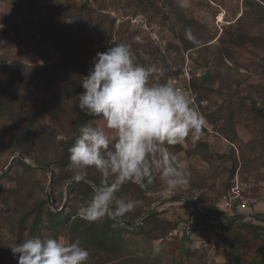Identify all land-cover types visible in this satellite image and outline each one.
I'll return each mask as SVG.
<instances>
[{
	"label": "rangeland",
	"instance_id": "rangeland-1",
	"mask_svg": "<svg viewBox=\"0 0 264 264\" xmlns=\"http://www.w3.org/2000/svg\"><path fill=\"white\" fill-rule=\"evenodd\" d=\"M189 32L193 40L187 38ZM112 42L127 43L137 56H147L143 62L156 68L153 82H166L187 68L196 94L194 107L205 124L199 138L189 136L168 146L187 164L185 186L168 190L156 175L148 192L138 195L136 185L127 184V191L117 194L142 201L127 215L151 213L155 221L141 233L131 227L116 231L114 240L107 239L108 250L84 226L72 225L78 214L69 226L54 227L41 213L39 229L32 233L31 208L49 198L52 209L66 210L65 185L71 173L69 162L59 167L60 146L80 112L79 77L87 74L97 50L103 46L105 51ZM263 57L264 0H0V264H18L9 245L32 235L79 239L90 253L88 264L258 260L263 231H254L259 233L254 239L243 230L249 239L234 243L219 236L215 223L197 208H216L220 197L238 183L248 212L264 217V118L253 111V105L264 108ZM205 71L211 78L201 80ZM92 121L99 123L100 118ZM19 154L35 168L25 173L14 163ZM33 157L50 162L59 182L53 183L54 174ZM141 219L131 224H141ZM192 225L203 227L191 230Z\"/></svg>",
	"mask_w": 264,
	"mask_h": 264
},
{
	"label": "clouds",
	"instance_id": "clouds-1",
	"mask_svg": "<svg viewBox=\"0 0 264 264\" xmlns=\"http://www.w3.org/2000/svg\"><path fill=\"white\" fill-rule=\"evenodd\" d=\"M91 64L79 77L83 90L76 101L84 115L100 122L78 128L68 149L71 175L65 187L88 184L91 191L78 206V216L88 222L107 218L115 227L142 205L131 195H117L125 185L143 188L156 175L168 190L187 184V164L168 146L199 138L205 120L184 89L153 82L155 66L140 62L127 43L112 42ZM90 169L100 175L99 183L88 178ZM9 247L18 264H88L90 256L79 239L65 242L54 235L29 236Z\"/></svg>",
	"mask_w": 264,
	"mask_h": 264
},
{
	"label": "trees",
	"instance_id": "trees-1",
	"mask_svg": "<svg viewBox=\"0 0 264 264\" xmlns=\"http://www.w3.org/2000/svg\"><path fill=\"white\" fill-rule=\"evenodd\" d=\"M239 35H236V37H238ZM88 47L90 49H92V45L90 44H86L85 48L88 49ZM191 47V46H190ZM66 53L68 55H71L72 51L70 47L66 48ZM98 51H103V46L100 47ZM96 52V53H97ZM78 56H80V54H77L75 56V58L77 59ZM140 61L142 63L143 62V57L141 55L138 56ZM141 57V58H140ZM263 61H264V57H263ZM85 63V62H84ZM85 65V64H82ZM92 67V65H90ZM211 78V73L209 71H205L202 75H201V80H207ZM83 89L80 88V91H82ZM1 98V96H0ZM3 99L5 101V97L3 96ZM42 107H40V109H38V111L36 112L35 116H37L42 109L44 108V104L41 105ZM80 110V109H79ZM253 111H256L258 114H260L261 117L264 118V108L261 107H255V105H253ZM95 117H91V116H86L84 115V113L80 110L79 114L76 115L75 118V125L73 126V131L70 133L71 135L66 137L63 141H62V145L60 146V153H59V157L57 158V161H61V164H59V167H63L65 166L68 162H69V152L68 149L69 147L74 143V138L75 135L77 133L78 128L88 122V121H92V119ZM29 126L32 125L33 120H30L28 122ZM26 132L30 131L28 126H26ZM30 133V132H29ZM31 138H33L32 135H30ZM24 153V152H23ZM26 156H31L29 155L30 153L25 152L24 153ZM34 158V157H33ZM36 158V157H35ZM35 163L46 168L49 169L53 174H54V181L53 183H58L59 180L56 178L58 177L57 173H54V170L50 169V162H43V161H39V159H35ZM15 164L21 165L23 167V171L28 172L30 170H32L33 167L31 164L27 163L25 160H23L21 157L16 156L15 157ZM233 168V167H232ZM233 169H231L232 171ZM7 172L4 173V175H6ZM88 178L90 180H92L95 183H99L101 180L100 175L94 170V169H90L89 170V174H88ZM153 181V179H152ZM151 182L146 181L145 182V186L143 188L136 186L137 190V194H142L144 192H148L152 187H151ZM232 186V185H231ZM122 189H125V192L127 191V185H125ZM121 189V191H122ZM91 191V188L88 184H85L83 182L76 184L73 183L71 186H69V195H68V204L66 205V210L64 212H57L56 209H52L49 204H48V200L47 198L42 199L39 203H37L36 205H33V207L31 208V211H33L34 213V222L32 225V233L37 232L36 230L39 229L38 226V219L40 217V214H45L46 218L48 219L50 225H53L54 227H67L69 226V221L70 218L75 216L77 214V208H76V204H78V202L82 203L87 196L89 195ZM52 198H54V195L51 196ZM209 206V205H208ZM206 205L203 206H199L197 208V210L200 211L201 215L205 216L209 222L211 219H216L217 221H223L225 222V224H220V223H212L214 224V226L217 229V233L219 234V236H225V239L232 241L234 243H239L241 241H243L245 238L249 239L248 236H245L243 232V230L248 231L253 233V238L256 239L259 236L260 231H263L264 233V221L259 219H255L254 217L252 218H247L241 221H236V222H232V220H235L239 217V215L237 214H227L225 212H219V210L217 208H213L211 209L210 207H208ZM68 207V209H67ZM139 208V207H138ZM71 210H74L75 213L71 214ZM147 214V213H146ZM145 216H139V214L133 215V216H129L126 215V217L124 218V221L126 222L125 226L123 222L122 225L117 224L115 227L113 226L114 222L110 219H103V220H99V221H95V222H88L82 218H80L79 216H77L76 218V222L72 223L73 226L78 227L79 226H84L85 231L90 234V237L93 241H95L96 243L100 244L102 247H104V249H108L111 250L109 244L110 241L108 243L107 239L110 240H114L113 237H115V233L116 231L120 230V229H125L128 227H131L134 231H139V233L144 232V230L146 231V227L149 226V224L154 220V215L150 216L149 218H146L143 223L141 224H137V225H132L131 222L135 219L138 218H144ZM71 226V224H70ZM171 227H173L174 225H171ZM259 231V233H254V231ZM154 232V236L158 235L159 236V232L158 231H153ZM227 235V236H226ZM33 236V235H32ZM152 236V235H151ZM153 237V236H152ZM262 240H260V246H259V252H260V258L258 260H256L255 262H249V263H244L240 257L237 260H241L242 264H264V234L262 236ZM105 241V242H103ZM188 253L187 247H186V254ZM236 261V260H235ZM235 262V263H239Z\"/></svg>",
	"mask_w": 264,
	"mask_h": 264
},
{
	"label": "built area",
	"instance_id": "built-area-1",
	"mask_svg": "<svg viewBox=\"0 0 264 264\" xmlns=\"http://www.w3.org/2000/svg\"><path fill=\"white\" fill-rule=\"evenodd\" d=\"M166 82L184 89L187 93H189L193 102L195 101L196 94L194 93V91L190 86V74L187 68H183L182 72H179L178 75L169 76L166 79ZM216 208L219 210V212H225L227 214H237L239 215V217L242 216L244 219L253 217V215H251L250 212H248L249 208H248L247 198L238 183L232 185L228 190V192L220 197L219 201L216 204ZM210 222L211 223L218 222L220 224H225V222L217 221L216 219L215 221L211 219ZM202 227L203 226L200 225L190 226L191 230L196 229L199 231L201 230ZM185 232L189 234V226L187 227V230H185ZM212 247L214 248L215 245H212ZM210 250L213 249L211 248Z\"/></svg>",
	"mask_w": 264,
	"mask_h": 264
},
{
	"label": "water",
	"instance_id": "water-1",
	"mask_svg": "<svg viewBox=\"0 0 264 264\" xmlns=\"http://www.w3.org/2000/svg\"><path fill=\"white\" fill-rule=\"evenodd\" d=\"M19 155H20V157H25V156H23V155H21V154H19ZM13 158H14V157H13ZM50 181H51V180H50ZM48 201H49V198H48ZM150 215H151V213H149L147 216H145L144 218H142L140 222H143V221H144L146 218H148ZM254 218H255V219H261V220L264 221V217L254 216ZM212 220L215 221L214 218H213ZM241 220H244V218H243L242 216H241V217H238V218L235 219V220H232V222L241 221Z\"/></svg>",
	"mask_w": 264,
	"mask_h": 264
},
{
	"label": "crops",
	"instance_id": "crops-1",
	"mask_svg": "<svg viewBox=\"0 0 264 264\" xmlns=\"http://www.w3.org/2000/svg\"><path fill=\"white\" fill-rule=\"evenodd\" d=\"M252 212V211H251ZM252 215V214H251Z\"/></svg>",
	"mask_w": 264,
	"mask_h": 264
}]
</instances>
